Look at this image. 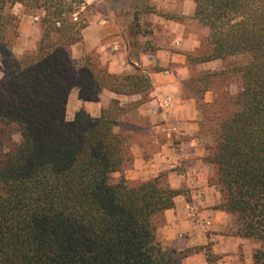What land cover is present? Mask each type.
Returning a JSON list of instances; mask_svg holds the SVG:
<instances>
[{"label": "trees", "instance_id": "trees-1", "mask_svg": "<svg viewBox=\"0 0 264 264\" xmlns=\"http://www.w3.org/2000/svg\"><path fill=\"white\" fill-rule=\"evenodd\" d=\"M194 2L211 32L201 61L243 60L241 90L207 131L215 145L206 161L222 195L216 210L259 245L254 264H264V0ZM17 4L42 11L39 46L20 58L18 18L7 10ZM79 10L76 0H0V264H180L187 254L163 247L158 216L182 191L164 176L113 181L128 159V139L115 132L125 107L115 99L98 118L81 110L67 119L74 88L83 103L152 89L143 71L115 75L93 55L74 59L88 26Z\"/></svg>", "mask_w": 264, "mask_h": 264}, {"label": "rangeland", "instance_id": "rangeland-1", "mask_svg": "<svg viewBox=\"0 0 264 264\" xmlns=\"http://www.w3.org/2000/svg\"><path fill=\"white\" fill-rule=\"evenodd\" d=\"M76 1L80 3V10L75 17H80L88 26L83 32V42L72 48L74 59L80 60L86 55H93L115 75L143 71L150 76L152 89L146 96L134 95L137 99L134 96H128L130 99L119 96L117 99L115 96L118 95L104 91L95 97L94 102L83 103L78 98V90L74 88L68 100L67 119L73 120L81 110L98 118L112 100L120 101L123 98L120 103L125 107V114L115 132L128 139V159L124 168L113 175V181L118 182L124 178L135 184L164 176L171 185L170 173L178 180L185 179L188 169L178 159L171 156L164 161L162 158H155L162 149L157 144L153 145L145 135L154 126L146 114L159 120L154 122L156 126H160L156 128V134L162 132L166 140L167 131L163 132L162 129H180L181 125L169 120L174 105L180 104V110L184 111L189 109L188 104L194 105L201 114V120L197 121L199 127L201 122L206 123L204 131L200 128V134L207 145L206 160L215 145L214 136L207 131L226 113L228 98L236 96L241 90L239 67L243 63L242 58L201 61L210 51L211 32L195 19L194 0ZM7 10L18 18L13 55L14 58H20L39 46L42 11L28 12L20 4L10 6ZM5 71L6 65L0 54V84L5 81ZM160 116L169 121L165 122ZM15 140L19 141V136H15ZM167 140L175 147L174 153L180 150V138L173 135ZM161 141L158 139V142ZM209 184L217 187L222 202L215 168ZM180 190L183 193L185 189ZM229 218L232 223L229 230H209L208 234L212 237L208 243L201 249L194 248L188 253L202 250L207 256L208 264H254L253 254L256 249L246 255L243 245L233 247L236 245L223 242L229 239L227 237H232L250 246H259L252 240L236 236L234 217ZM222 222L227 223L228 219H222ZM210 227L212 221L205 228ZM218 243L220 251L214 253L213 247Z\"/></svg>", "mask_w": 264, "mask_h": 264}, {"label": "crops", "instance_id": "crops-1", "mask_svg": "<svg viewBox=\"0 0 264 264\" xmlns=\"http://www.w3.org/2000/svg\"><path fill=\"white\" fill-rule=\"evenodd\" d=\"M155 89L157 90V88ZM115 97L119 99V96ZM126 98L130 99L128 96ZM134 99H137V97L134 96ZM120 101H123V98H120ZM188 105L189 109H186V111L180 110V104L177 106L175 104L174 108L170 111L169 120L171 119L177 121L179 125L181 124L180 129L177 127H171V129L166 128L167 130L162 129L163 132L167 131V138L174 135L181 139L180 150L174 153L175 147H172V144L167 138L165 140V135L163 137L162 132H159L162 135H158V132V134H156L155 130L160 126H156L154 122L156 123V121L159 120H156L150 114L146 115L151 122L153 121L154 126H151L150 130L146 131L145 135L153 145L157 144L159 145L158 147H160L159 149H162V151H160L161 153H158L155 157L157 160L162 158L164 161L166 157L171 156L182 162L188 169L187 177L183 180H178L172 173L169 175L170 183L174 189L185 190L176 198V206L174 209L168 210L158 216V220L160 221L158 238L165 249L187 252V256L182 261V264H208L207 256L202 250L196 253L188 252L194 248L201 249L202 246L208 243L209 238L212 237V235L210 236L208 234L209 230H229L232 227V223H230L229 220L231 216L220 210H216V206L221 202V197L217 187L209 184V180L214 174L215 167L205 160L207 145L200 134V127L197 122L201 120V114L195 109L194 105ZM160 119H164L165 122L169 121L168 118H164V116H160ZM158 139L163 141L158 142ZM192 205L197 207L200 214V221H196L190 214L189 208ZM222 219H228V222L223 223ZM203 220L212 221V227L206 229ZM227 238L229 239L223 240L224 243H233L236 245L233 247L243 245V251L246 255L251 254L254 249L259 248V246H250L232 237ZM215 251H220L219 243L213 247V252L215 253Z\"/></svg>", "mask_w": 264, "mask_h": 264}, {"label": "built area", "instance_id": "built-area-1", "mask_svg": "<svg viewBox=\"0 0 264 264\" xmlns=\"http://www.w3.org/2000/svg\"><path fill=\"white\" fill-rule=\"evenodd\" d=\"M166 103H168V102H166ZM189 212H190V214L196 219V221H200V214H199V211H198V209H197V207L196 206H194V205H192L190 208H189ZM203 223L207 226H209V225H211V221L210 220H208V221H206V220H203Z\"/></svg>", "mask_w": 264, "mask_h": 264}]
</instances>
